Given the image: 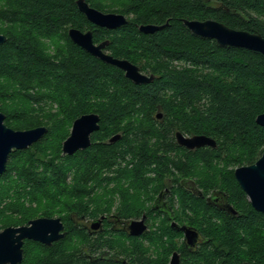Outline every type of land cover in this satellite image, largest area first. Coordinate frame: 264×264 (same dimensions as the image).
<instances>
[{
	"label": "trees",
	"instance_id": "1",
	"mask_svg": "<svg viewBox=\"0 0 264 264\" xmlns=\"http://www.w3.org/2000/svg\"><path fill=\"white\" fill-rule=\"evenodd\" d=\"M86 1L124 13L127 22L115 28L94 24L76 0H0V32L7 37L0 43L4 122L13 128L47 127L37 141L8 155L0 174V227L54 216L48 207L57 201L61 212L67 211L58 215L68 226L66 234L51 244L25 239L18 264H81L84 254L79 248L85 243L93 251L101 243L73 227L69 211L98 216L112 206L108 198L100 209L88 211L90 202L84 197L93 201L90 197L98 190L112 187V193L118 191L126 199L127 187H132L137 200L144 178L166 174L194 178L204 193L225 192L236 210H218L178 188L179 202L191 211L183 207L185 220L207 240L190 264H264V213L251 205L233 174L235 166L255 161L264 150V126L255 121L264 111V55L221 46L182 21L213 18L264 36V0ZM147 22L162 26L140 30L139 24ZM70 26L91 29L95 41L107 38L111 54L128 58L153 79L134 83L122 69L74 43L67 34ZM89 111L100 116L90 144L62 153L72 120ZM157 111H162L159 118ZM175 130L207 134L216 145L186 148L175 142ZM118 132L117 139L108 141ZM164 143L177 149V158L160 152ZM117 209L120 216L138 214L127 201ZM8 211L16 219L10 220ZM152 238L154 243L163 240V233ZM131 243L140 246L137 238ZM141 258L138 254L137 261ZM166 260L167 253L152 264Z\"/></svg>",
	"mask_w": 264,
	"mask_h": 264
},
{
	"label": "water",
	"instance_id": "2",
	"mask_svg": "<svg viewBox=\"0 0 264 264\" xmlns=\"http://www.w3.org/2000/svg\"><path fill=\"white\" fill-rule=\"evenodd\" d=\"M78 9L94 24L115 28L127 22L124 13L118 11H104L90 5L86 0H76ZM183 23L193 33L212 37L221 46H236L258 51L264 55V36L258 32L242 28L230 27L222 21L205 18H182ZM162 24L141 23L139 29L152 32ZM69 38L84 50L100 58L104 62L113 64L123 70L125 77L134 83H145L153 79L152 73L143 72L140 67L125 57H117L105 50L108 39L94 42L91 29L81 30L70 26L67 29ZM0 32V43L6 39ZM5 114L0 111V174L5 170L9 153L13 149L26 148L37 141L46 132L45 125H36L28 128H13L4 122ZM100 116L95 111L83 112L76 116L71 123L70 131L61 142L62 153L72 154L78 149L87 147L91 142V133L99 128ZM255 121L264 126V111L255 116ZM120 136L113 134L109 140L113 141ZM179 145L186 148H195L204 145L215 146L213 137L204 133L185 134L180 130L175 132ZM233 174L245 192L251 205L264 213V150L257 159L248 164L235 166ZM234 211L231 206L228 207ZM100 219L92 222L96 227ZM130 233L140 234L144 231L142 220H131ZM183 229L188 242L192 243L197 231L186 225ZM64 223L60 216H36L22 224H9L0 229V264H18L23 258V243L25 239H33L45 244H51L65 235ZM168 264H179L178 253L173 252Z\"/></svg>",
	"mask_w": 264,
	"mask_h": 264
},
{
	"label": "flooded vegetation",
	"instance_id": "3",
	"mask_svg": "<svg viewBox=\"0 0 264 264\" xmlns=\"http://www.w3.org/2000/svg\"><path fill=\"white\" fill-rule=\"evenodd\" d=\"M104 38L105 37L96 41L93 38V40L94 42H99ZM105 50L108 51L106 46ZM156 116L158 118L161 117L162 111H157ZM176 131L177 130L173 132V136L175 142L178 144L175 136ZM108 141L110 140L108 139ZM169 145V143L160 144V152L165 153L167 157L171 156L177 158V149H171ZM179 187L184 188L190 193L201 196L205 202L213 205L218 210L236 213L232 204L227 200L225 192L211 189L207 193H204L201 188L198 187L194 178H172L170 176L169 178L160 179L144 178V181L139 185L137 200L131 197V193H136V190L132 187H127L128 194L126 199H128V206L131 210L133 209V212L137 211L138 214L120 216L118 214V209L114 206L99 212L98 216L95 217L69 211V218L72 226L75 228H83L90 236L98 238L101 243V245L93 251H90L85 243L79 248L80 252L84 254V257H81L84 259L81 264H103L107 262L119 264H152L154 261L159 262L163 260L165 253H167L165 264H168L174 251L178 253L179 264H190L189 262L192 260V254L207 243V240L194 224H190L185 220L188 217L187 214H185V210L188 214L191 211L188 206H183L179 202L177 197V190ZM229 206H231L234 211H231L228 208ZM183 207H185L184 211ZM88 211H90L89 207ZM125 212L130 213L127 210ZM96 219H100V221L97 226L94 227L92 226V222ZM61 220L64 223V230L67 232L68 226H66L63 219ZM131 220H142L145 226L144 231L140 234L130 233L129 224ZM180 225L190 226L197 231L198 234L196 239L192 243L187 241L184 230L178 228ZM121 233L123 238L127 240L125 247L127 254L120 253L117 247L118 244L114 241V235H121ZM161 233H163V240H158L160 239L158 238L155 240L156 243L154 244L152 235L155 234V236L160 237ZM133 237L138 239V244L140 245L138 249L131 243ZM140 252H142L143 255H141ZM138 254L142 256L140 260L138 259L139 262L137 261Z\"/></svg>",
	"mask_w": 264,
	"mask_h": 264
},
{
	"label": "rangeland",
	"instance_id": "4",
	"mask_svg": "<svg viewBox=\"0 0 264 264\" xmlns=\"http://www.w3.org/2000/svg\"><path fill=\"white\" fill-rule=\"evenodd\" d=\"M107 2H111L112 0H106ZM52 47H53V44H51V49H52ZM67 127V126H66ZM70 127H71V125L68 127V131H70ZM153 146H155V144L153 145ZM62 152V151H61ZM169 176L170 175H168V174H166V176H165V178H169ZM178 175H176V177H177ZM174 177V176H173ZM178 178H182L181 176H179ZM101 190V189H100ZM100 190H98V193H96V195H94V196H91L90 198L93 200V201H91L89 198H86V197H84V200L85 201H87V202H90V204H89V209L90 210H92V211H95V210H97L98 208L100 209L101 208V206H103V201L106 199V198H108V200L110 201V206L112 205V206H114L115 208H119L120 207V205L122 206L123 204H124V201H128V199H123V197H122V195H120V193L118 192V191H114L113 193H112V187L111 188H109L108 190H105V191H100ZM131 194H135V193H131ZM131 197H133V198H135L136 196L135 195H133V196H131ZM96 201H97V203H96ZM50 210H53V213L52 214H54V215H62V214H66L65 212H67V211H64V210H62V212H61V210H60V207H59V203H58V201L57 202H55L54 204L53 203H51L50 205H49V207H48ZM7 213V215L9 216V219L10 220H13V219H16L15 218V213L14 212H12V211H8V212H6ZM1 228H3V226L2 227H0V229ZM117 240V241H116ZM114 241L115 242H117V243H121V245L125 248L126 247V244H127V240L125 239V238H123V237H119V235L118 236H116V235H114ZM155 244V243H154Z\"/></svg>",
	"mask_w": 264,
	"mask_h": 264
}]
</instances>
